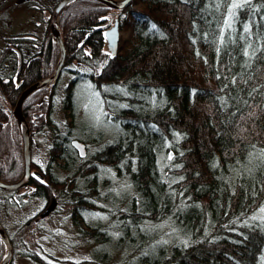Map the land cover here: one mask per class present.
I'll list each match as a JSON object with an SVG mask.
<instances>
[{
    "label": "trees",
    "instance_id": "1",
    "mask_svg": "<svg viewBox=\"0 0 264 264\" xmlns=\"http://www.w3.org/2000/svg\"><path fill=\"white\" fill-rule=\"evenodd\" d=\"M59 1L0 0L2 182L23 171L12 110L54 71ZM14 13L37 15L27 22L34 31L12 32ZM115 21L111 58L103 27ZM59 29L58 76L69 79L61 94L56 81L22 104L31 152L43 144V157L31 158L22 194L0 189V225L8 234L5 221L27 220L18 225L27 248L38 220H70V245L88 244L92 260L20 254L38 264H264V0H131L122 10L78 0ZM80 83L96 104L89 119ZM34 201L33 215H21ZM2 253L0 241V261Z\"/></svg>",
    "mask_w": 264,
    "mask_h": 264
},
{
    "label": "rangeland",
    "instance_id": "2",
    "mask_svg": "<svg viewBox=\"0 0 264 264\" xmlns=\"http://www.w3.org/2000/svg\"><path fill=\"white\" fill-rule=\"evenodd\" d=\"M31 14L32 13H30V14H15L14 13L11 16L9 15L6 21H7V24L9 25V27H11L12 32H14V33H21L24 31L33 32L34 30L31 29L32 25H29L27 22L29 21V23H30L33 20L32 18L37 19L38 16L37 15L32 16ZM2 21H5V19H2ZM1 37H3V35H2V32L0 31V38ZM0 44H2L1 39H0ZM67 79H69V76H67V75L58 76V78L56 80L57 81L56 84L58 83V81H59V83L57 84V86L55 84V86L57 87L56 91L58 92V94H61V91H62L61 89L62 88L64 89V87H65L64 85H65ZM70 79H71V75H70ZM74 92H75V95L77 98V103L80 105L82 102H84L83 104H81V106H86L85 113H87L86 116L88 118L89 114L95 109L96 104H92L91 102L88 101L89 94L87 91V87L85 88L80 83ZM58 100L59 99L57 98V101ZM100 109L102 110V105L100 106ZM100 109H98V110H100ZM54 118L56 120L60 119V115L55 113ZM93 122H95V121H93ZM95 123H96V126L98 127V129H100V131H102V132H103V130H109V129H111L110 130L111 133H114V131H115V128L113 127V125L107 124L106 122L97 121ZM97 123H100V124L98 125ZM39 136H38V138H39ZM40 141L42 142V138H40ZM35 144L37 145V147H40L41 146L40 144H42V143L37 141V142H35ZM77 146H79V149L82 151V146L80 144H77ZM20 148H21V155H22V142L20 144ZM43 150H44V147L42 144V148L36 154V156H35V154L33 155V153L31 152V158L32 159H38V158L40 159V157H43ZM22 162H23V157H22ZM5 183H8V182H5ZM22 188L18 189L19 190L18 194L19 193L22 194V192H23ZM33 205L34 206H32V209H29L27 206H26V208L22 209L20 212L21 215H23V216L33 215V213L39 208V206L35 204V201L33 202ZM25 214H27V215H25ZM57 217L58 216H56L53 219L51 218V219H47V220H45V219L44 220H38V223H36L37 225L34 226L35 228H37V231H38V234L35 237H33V239L35 241L34 245L33 244L31 245V242L26 239V244L28 246L27 248L24 247L21 244V242L19 241L20 239H22L25 236V233H26L25 230L20 229L19 223L23 224L27 220H7V221H5L4 226L6 227V229L8 231V234L7 233L6 234L8 235V237L11 235H14V237L16 239L15 247H13L11 244L12 249H13V258H12L13 264H38L35 261H33L31 258H29L27 255H24L23 253L20 254L21 251H24L23 249H25V250L35 249L39 252V254L44 258L45 261L51 262V263H58V259L63 260V261L68 260L69 262H70V260L76 261V262L82 261L83 259H91L92 260V258H91V247H89L88 244H82V242L75 241L73 246L70 245V242H71L70 238L71 237L73 238V236H72L73 226L70 224V220H54ZM10 219H12V218H10ZM35 221H37V220H34L33 223ZM74 234H75V232H74ZM66 241H69V245H70L69 247L64 245V243ZM38 244H39V246H38ZM100 249H102V248H100ZM97 251L98 250H95L94 254ZM25 254H26V252H25ZM99 254H101V251L99 252Z\"/></svg>",
    "mask_w": 264,
    "mask_h": 264
},
{
    "label": "water",
    "instance_id": "3",
    "mask_svg": "<svg viewBox=\"0 0 264 264\" xmlns=\"http://www.w3.org/2000/svg\"><path fill=\"white\" fill-rule=\"evenodd\" d=\"M78 0H60L57 5L54 7L51 16H50V36L52 41L56 44L58 55L55 64L54 71L52 75L48 78L39 80L34 84L30 85L28 88L23 90L15 104L14 109L12 110V115L17 123L19 130L21 142H22V157H23V172L18 180L12 183H5L0 181V189L6 191H15L24 187L31 176V146H30V136L29 128L26 123V120L22 113V104L27 99L28 96L34 92L40 90L44 87H49L54 85L58 75L60 73L61 67L65 58V48L60 34L59 29V17L62 10L69 4H72ZM102 4L107 5L110 8L115 10H122L127 6L131 0H95ZM104 29V39L106 42L107 51L110 53L111 58H114L117 55L118 43L120 39V33L118 24L115 21L113 25L108 23L103 27ZM53 209V204L47 208L41 216L47 215ZM0 241L3 245V253L0 264H11L13 258V249L9 240L8 235L0 225Z\"/></svg>",
    "mask_w": 264,
    "mask_h": 264
},
{
    "label": "snow or ice",
    "instance_id": "4",
    "mask_svg": "<svg viewBox=\"0 0 264 264\" xmlns=\"http://www.w3.org/2000/svg\"><path fill=\"white\" fill-rule=\"evenodd\" d=\"M235 6V5H234Z\"/></svg>",
    "mask_w": 264,
    "mask_h": 264
}]
</instances>
